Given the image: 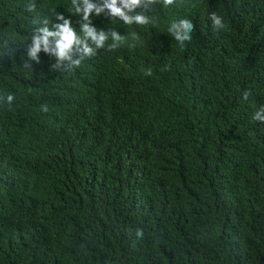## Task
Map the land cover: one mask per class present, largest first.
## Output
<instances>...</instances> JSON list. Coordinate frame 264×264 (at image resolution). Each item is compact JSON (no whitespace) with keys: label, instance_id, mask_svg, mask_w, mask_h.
Instances as JSON below:
<instances>
[{"label":"trees","instance_id":"1","mask_svg":"<svg viewBox=\"0 0 264 264\" xmlns=\"http://www.w3.org/2000/svg\"><path fill=\"white\" fill-rule=\"evenodd\" d=\"M56 13L80 34L72 0H0V264H264V0L93 13L124 43L61 68L27 56Z\"/></svg>","mask_w":264,"mask_h":264},{"label":"clouds","instance_id":"2","mask_svg":"<svg viewBox=\"0 0 264 264\" xmlns=\"http://www.w3.org/2000/svg\"><path fill=\"white\" fill-rule=\"evenodd\" d=\"M158 0H102L97 4L93 0H72V4L75 8L76 14L81 19L78 21L80 34L72 26L70 19H65L64 15L56 13V19L62 21L53 25L50 30L47 27V20H45V26L35 29L32 37L31 44L27 56L31 59H37V53L43 50L46 53H51L56 58L55 67L61 68V64L64 61L69 63L67 67L79 66L81 60L84 57H90L95 55L98 49L104 48L106 41L111 38L113 43L108 45L109 50L116 49L124 43L123 37L116 30H104L97 29L92 25L90 16L95 13L96 16H100L102 13L110 19H119L125 24H138L147 25L154 23L150 16L147 14L151 10V6L157 3ZM165 6L172 5L175 0H162ZM35 8V4H29L27 10L32 11ZM138 8H142V11H137ZM209 20L215 30L220 31L227 27L224 23L222 16L215 12L210 13ZM195 30V25L190 19H180L174 21L168 27V33L171 34L181 46L185 42L192 40V33ZM132 45H129L131 47ZM75 49V51H74ZM79 52L80 55L77 59H73V56ZM26 67L30 68V64L26 62ZM145 75L150 76L151 70H143ZM249 92L243 93L244 99H247ZM5 98L0 97V100ZM14 100L13 95L6 97V102L11 105ZM43 111H47V106H41ZM253 119L259 122H264V106H261L253 114ZM137 236H142L141 229L136 230Z\"/></svg>","mask_w":264,"mask_h":264}]
</instances>
